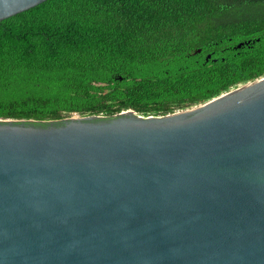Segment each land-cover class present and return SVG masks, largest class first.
<instances>
[{
    "label": "water",
    "instance_id": "water-1",
    "mask_svg": "<svg viewBox=\"0 0 264 264\" xmlns=\"http://www.w3.org/2000/svg\"><path fill=\"white\" fill-rule=\"evenodd\" d=\"M0 264H264V76L160 116L0 118Z\"/></svg>",
    "mask_w": 264,
    "mask_h": 264
},
{
    "label": "trees",
    "instance_id": "trees-1",
    "mask_svg": "<svg viewBox=\"0 0 264 264\" xmlns=\"http://www.w3.org/2000/svg\"><path fill=\"white\" fill-rule=\"evenodd\" d=\"M262 76L264 0H46L0 21L2 119L160 116Z\"/></svg>",
    "mask_w": 264,
    "mask_h": 264
}]
</instances>
